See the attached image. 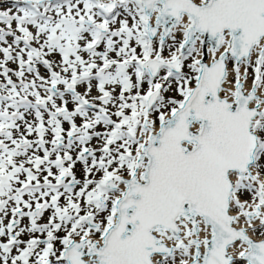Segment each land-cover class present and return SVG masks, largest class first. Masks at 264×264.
<instances>
[{
    "label": "snow or ice",
    "instance_id": "6c2138e0",
    "mask_svg": "<svg viewBox=\"0 0 264 264\" xmlns=\"http://www.w3.org/2000/svg\"><path fill=\"white\" fill-rule=\"evenodd\" d=\"M0 264H264V0H0Z\"/></svg>",
    "mask_w": 264,
    "mask_h": 264
}]
</instances>
